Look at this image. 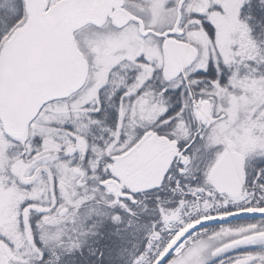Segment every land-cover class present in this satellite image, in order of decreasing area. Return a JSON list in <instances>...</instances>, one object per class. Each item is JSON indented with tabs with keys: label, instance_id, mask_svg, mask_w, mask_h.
I'll use <instances>...</instances> for the list:
<instances>
[{
	"label": "snow or ice",
	"instance_id": "1",
	"mask_svg": "<svg viewBox=\"0 0 264 264\" xmlns=\"http://www.w3.org/2000/svg\"><path fill=\"white\" fill-rule=\"evenodd\" d=\"M0 264H264V0H0Z\"/></svg>",
	"mask_w": 264,
	"mask_h": 264
}]
</instances>
